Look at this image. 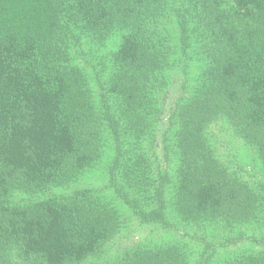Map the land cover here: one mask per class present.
I'll use <instances>...</instances> for the list:
<instances>
[{
	"label": "trees",
	"instance_id": "16d2710c",
	"mask_svg": "<svg viewBox=\"0 0 264 264\" xmlns=\"http://www.w3.org/2000/svg\"><path fill=\"white\" fill-rule=\"evenodd\" d=\"M107 152L103 183L72 188ZM121 205L170 235L86 262ZM251 225L264 0H0V264H264Z\"/></svg>",
	"mask_w": 264,
	"mask_h": 264
},
{
	"label": "rangeland",
	"instance_id": "374dc122",
	"mask_svg": "<svg viewBox=\"0 0 264 264\" xmlns=\"http://www.w3.org/2000/svg\"><path fill=\"white\" fill-rule=\"evenodd\" d=\"M217 126L218 125H215L214 127L212 126V130L217 132V135L220 137L218 143L216 142L218 152L224 153V155H226L227 153H229L230 155H233V153L236 154L238 156V159L245 162L247 167L249 168L251 162L247 159H243V157L248 154L249 150L244 147L241 141L237 138L233 139L232 142H229L224 135L226 132H219ZM222 139H224L225 142H223ZM107 154L108 155L100 161V163L97 165V167L94 168V170L84 175V177L78 182V184L73 185L72 188L90 185L96 186L102 184L104 168L109 159V153L107 152ZM228 157L230 156H227L226 158ZM258 176L262 177L261 173H259ZM121 212L123 215L122 219H125V223L122 229L103 245L98 254L90 257L86 260V262H104L108 258L112 260L119 256L122 252H125L135 245L156 243L170 235L169 232L159 228V226L157 225L140 222L127 207L122 206ZM251 227L252 228H247L249 233L255 232L256 229H260L262 231L264 230V228H255V226L252 225ZM253 229H255V231H253ZM189 237V235L185 236V238L188 239L190 245L193 246V248L197 249V247L200 246L198 239ZM224 250L226 249L221 248L219 250V253L217 255L218 258H222L221 255L224 254ZM217 260V258H214V263Z\"/></svg>",
	"mask_w": 264,
	"mask_h": 264
}]
</instances>
